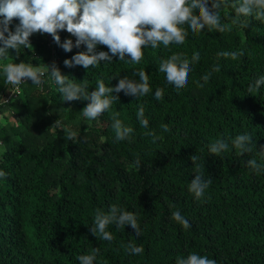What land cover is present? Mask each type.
I'll list each match as a JSON object with an SVG mask.
<instances>
[{
    "label": "trees",
    "instance_id": "16d2710c",
    "mask_svg": "<svg viewBox=\"0 0 264 264\" xmlns=\"http://www.w3.org/2000/svg\"><path fill=\"white\" fill-rule=\"evenodd\" d=\"M233 2L222 9V23L235 16ZM241 19L247 28L198 34L188 29L184 44L143 49L139 64L117 56L89 69L66 67L64 60L85 46L66 52L50 34H33V47L21 48L19 56L8 52L0 63H55L77 83L86 79L89 92L99 79L115 86L119 77L138 80L133 73L144 69L151 91L138 99L121 91L110 110L89 121L80 112L89 101H63L47 76L40 86L25 81L16 94L0 72V170L6 173L0 178V264H80L77 257L95 247L100 248L95 264H176L177 256L190 252L217 264H264V171L257 175L246 164L255 158L264 165V86L254 94L247 91L264 75V23ZM18 23L14 18L11 28ZM59 34L61 41L70 37L66 31ZM241 49L244 55L235 60L217 55ZM176 52L189 59L200 53L181 90L158 71V61ZM213 65L220 70L204 83L201 78ZM157 89L161 100L155 99ZM141 105L147 128L137 119ZM117 111L133 129L119 142L111 127V113ZM58 119L77 133L75 139L66 140L65 131L51 127ZM165 124L170 131H163ZM152 130L162 139L153 143L145 135ZM245 132L252 134L253 151L240 156L231 139ZM216 139L229 143L220 156L209 152ZM194 154L204 178L212 180L201 201L188 190L196 175ZM114 203L137 214L142 235L137 237L130 225L118 229L115 224L108 227L112 242L92 234L95 210L106 212ZM175 210L189 221V229L171 219ZM128 243L144 251L126 254L121 245Z\"/></svg>",
    "mask_w": 264,
    "mask_h": 264
},
{
    "label": "clouds",
    "instance_id": "9594fccd",
    "mask_svg": "<svg viewBox=\"0 0 264 264\" xmlns=\"http://www.w3.org/2000/svg\"><path fill=\"white\" fill-rule=\"evenodd\" d=\"M229 6V0H0V61L8 58V52L15 50L19 56L21 48L31 49L30 37L33 34H50L53 40L66 52H71L85 46L84 50L77 51L71 58L65 59L66 67L82 66L86 69L97 67L103 62H111L114 57L120 61L139 64L144 56L143 49L158 48L163 45H182L188 36V29L198 34L207 29L220 33L230 32L233 25L248 27V22L242 17H254L264 23V0H235L230 6L234 9L235 16H228L230 24L222 23L221 11ZM19 20L15 29L11 28L13 19ZM60 31H66L70 37L61 41ZM71 37H75L73 40ZM103 45L107 51H97V46ZM218 57H231L233 60L244 55L243 49L238 51H222ZM200 60V53L194 52L191 59L183 53H173L158 61V71L165 75L166 82L177 90L185 88L188 84L192 65ZM220 70L218 65H213L212 70L201 78L204 83L210 79L212 72ZM0 72L4 78V85L11 86V92L18 93L19 85L31 80L36 86L44 83V77L58 86V92L65 102L86 100L89 103L80 111L82 116L92 121L98 119L110 110L113 103L119 100V93L134 96L137 99L146 96L150 91L149 75L144 69L133 73L139 79H129L127 76L119 77L115 86H107L103 79L96 83L94 91H88L87 80L77 83L69 75L62 73L55 64L25 63H0ZM117 77H112L115 79ZM199 87H203L199 80ZM264 86V75H260L248 87V93H256ZM155 99H163V92L157 89ZM120 113H111L112 129L115 133V142L128 139L133 129L126 126L119 119ZM144 107L141 105L137 111V119L142 127L147 128L148 120L144 118ZM51 127L65 131V139L73 140L77 133L64 128L60 119ZM164 132L170 131L168 126H161ZM152 137V142L162 139L155 130L146 132ZM86 139V138H85ZM253 137L245 132L231 139V144L237 154L243 156L253 151ZM229 150V143L225 139H216L209 145L210 154L220 156ZM264 153V149H262ZM195 178L190 180L188 190L197 201L205 198V192L210 187L212 180L205 179L203 166L197 161L199 157L192 155ZM139 163V160H137ZM249 168L257 175L264 171V165L255 158L246 161ZM6 173L0 170V178ZM174 208L175 205H170ZM171 219L181 224L185 230L191 227L189 221L175 210ZM115 224L118 229L130 225L137 237L142 235L137 214L122 209L118 204H112L105 212L97 208L90 231L98 240L112 242L114 236L108 231L109 225ZM126 254L138 255L144 249L134 243L121 245ZM100 248L95 247L89 254L77 257L80 264H95ZM176 264H217L215 259L207 255L190 252L187 256H177Z\"/></svg>",
    "mask_w": 264,
    "mask_h": 264
},
{
    "label": "rangeland",
    "instance_id": "374dc122",
    "mask_svg": "<svg viewBox=\"0 0 264 264\" xmlns=\"http://www.w3.org/2000/svg\"><path fill=\"white\" fill-rule=\"evenodd\" d=\"M0 124H3V123L0 121Z\"/></svg>",
    "mask_w": 264,
    "mask_h": 264
}]
</instances>
